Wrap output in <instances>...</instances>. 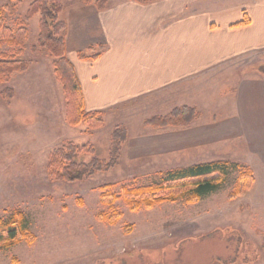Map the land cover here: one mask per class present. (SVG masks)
<instances>
[{
	"label": "rangeland",
	"instance_id": "obj_1",
	"mask_svg": "<svg viewBox=\"0 0 264 264\" xmlns=\"http://www.w3.org/2000/svg\"><path fill=\"white\" fill-rule=\"evenodd\" d=\"M34 1L0 0L6 25L28 29L23 47L0 45L5 57L28 64L0 82V218L22 212L27 230L36 236L32 244L24 240L0 248V264H264V114L237 112V97L231 96L236 89L230 88L237 80L263 78L264 61H245L219 74L220 91L227 95L215 104L210 96L209 111L188 126L147 125L180 108L157 115L152 106L117 111L113 118L103 115L104 125L96 129L84 122L71 126L54 59L38 45L40 16L26 18ZM62 5L67 49L79 53L93 37L95 4L62 0ZM249 92L240 90L239 100L264 97L263 86ZM119 128L126 137L116 143L112 135ZM70 142L95 150L79 153L78 163L94 157L109 162L117 148L116 165L76 182L52 180L50 154ZM212 162L225 167L226 181L195 204L181 199L133 212L123 200L112 208L101 203L103 186L122 194L124 188L158 183L176 171ZM247 169L255 178L251 190L229 199ZM113 209L124 213L117 224L98 221L99 212ZM129 224L133 230L127 234Z\"/></svg>",
	"mask_w": 264,
	"mask_h": 264
},
{
	"label": "crops",
	"instance_id": "obj_2",
	"mask_svg": "<svg viewBox=\"0 0 264 264\" xmlns=\"http://www.w3.org/2000/svg\"><path fill=\"white\" fill-rule=\"evenodd\" d=\"M93 7V37L79 53L67 49V55L85 111L105 118L150 106L157 115L193 107L203 118L210 96L215 104L227 95L220 91L219 74L245 61H264V0H108L104 10ZM90 46L95 50L89 55L98 50L99 57L81 59ZM256 86L264 88V75L230 86L236 89L231 96L237 97V112L264 114V97L239 100L240 90Z\"/></svg>",
	"mask_w": 264,
	"mask_h": 264
},
{
	"label": "trees",
	"instance_id": "obj_3",
	"mask_svg": "<svg viewBox=\"0 0 264 264\" xmlns=\"http://www.w3.org/2000/svg\"><path fill=\"white\" fill-rule=\"evenodd\" d=\"M139 3H150L157 0H135ZM87 5L95 4L99 10H104L108 0H83ZM63 10L62 0H35L26 14L27 19L36 15L40 16V32L38 45L46 50L54 59L53 66L57 79L63 84L67 100V122L71 126L86 123L96 129L104 125L103 113L86 112L82 88L75 68L67 55V42L65 38L66 23L60 19ZM6 6L0 7V45L3 42L11 46L23 47L28 38V29L24 26L12 29L5 23L4 14ZM248 20H245L247 23ZM100 50L103 46H98ZM95 47L90 46L89 52H94ZM98 54L86 56L80 53L81 59L90 58L96 60ZM28 64L23 60L9 59L0 53V82H8L17 72H23ZM264 73V69L261 70ZM200 113L196 108L183 106L174 109L166 116H156L146 122L154 127L188 126L193 120L199 118ZM126 132L124 128L117 129L112 138L117 141L124 140ZM94 154L92 145L85 144L82 147L70 142L65 146L54 150L48 161V175L52 180L76 182L93 176L97 172L108 171L116 165L115 155L117 148L113 149V158L107 162L94 157L88 163H78L76 157L79 153ZM227 178V171L220 162L197 164L189 169L171 173L158 183L147 186L124 188L122 194H116L108 189L111 185L103 186L100 195L103 205L112 208L118 200H123L129 209L137 212L144 209H152L165 202H177L185 200L189 204L199 202L204 196L216 191L223 185ZM255 178L252 170L247 169L239 174L236 187L229 194V199H237L245 196L252 188ZM108 189V190H106ZM124 213L113 209L110 212L101 211L97 214L100 222L109 225L117 224ZM133 225L125 228L129 234ZM26 241L32 244L36 240L35 234L26 228V219L22 212H15L8 220L0 218V248L10 249L13 246Z\"/></svg>",
	"mask_w": 264,
	"mask_h": 264
}]
</instances>
